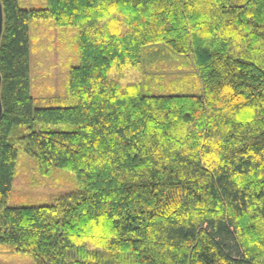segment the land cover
Masks as SVG:
<instances>
[{
  "label": "trees",
  "instance_id": "obj_1",
  "mask_svg": "<svg viewBox=\"0 0 264 264\" xmlns=\"http://www.w3.org/2000/svg\"><path fill=\"white\" fill-rule=\"evenodd\" d=\"M1 3L0 249L35 264H264V0ZM39 21L78 29L80 64L36 106ZM161 46L192 61L200 95L153 93L166 75L144 51ZM20 154L45 177L75 173L76 190L10 206Z\"/></svg>",
  "mask_w": 264,
  "mask_h": 264
},
{
  "label": "rangeland",
  "instance_id": "obj_2",
  "mask_svg": "<svg viewBox=\"0 0 264 264\" xmlns=\"http://www.w3.org/2000/svg\"><path fill=\"white\" fill-rule=\"evenodd\" d=\"M19 4L24 9L44 8L47 6V0H19ZM31 26V94L37 102L36 106H39L38 104L44 101L68 93L71 68L80 64L79 33L75 27H60L54 21L34 22ZM161 47L163 52L160 56L149 50L144 51L145 57H148V71L166 75L162 89L153 93L200 95L202 84L192 61L171 49ZM147 52L149 55L146 54ZM144 66L146 67V63ZM179 72L194 83L191 88L190 85L179 84V81H176L180 77ZM77 186L75 173L55 170L49 177H45L39 172L37 163L32 157L20 154L9 204L10 206L51 204L55 198L76 190ZM0 264H35V262L31 254L19 253L13 248H1Z\"/></svg>",
  "mask_w": 264,
  "mask_h": 264
},
{
  "label": "water",
  "instance_id": "obj_3",
  "mask_svg": "<svg viewBox=\"0 0 264 264\" xmlns=\"http://www.w3.org/2000/svg\"><path fill=\"white\" fill-rule=\"evenodd\" d=\"M3 20H4L3 7H2L1 0H0V41H1V36H2V32H3ZM1 82H2V77L0 74V121L2 118V111H3L2 101H1Z\"/></svg>",
  "mask_w": 264,
  "mask_h": 264
}]
</instances>
